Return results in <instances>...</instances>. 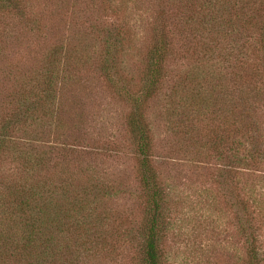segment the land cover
Returning a JSON list of instances; mask_svg holds the SVG:
<instances>
[{"label":"trees","instance_id":"16d2710c","mask_svg":"<svg viewBox=\"0 0 264 264\" xmlns=\"http://www.w3.org/2000/svg\"><path fill=\"white\" fill-rule=\"evenodd\" d=\"M91 1L99 3L101 15L90 26L102 35L104 46L95 71L130 102L126 125L137 157L143 219L138 226L112 216L104 204L118 190L89 170L87 152L77 153L64 142L56 146L45 137L57 129L58 137L69 139L56 99L77 69L69 62L78 61L70 48H58L13 84L0 111V264H103L124 254L134 264H164L169 203L153 163L144 107L162 89L169 90V103L181 109L174 113L176 124L195 139V156L203 157L207 147L202 141L210 142L211 155L222 165L219 182L232 181L235 225L245 238L243 263H262L264 193L242 179V169H254L264 160V129L257 116L264 104V0ZM39 2L0 0V27L35 32L46 11L37 13ZM131 13L151 17L138 94L121 72L120 58L131 42ZM177 59L180 69L170 78ZM211 108L219 124L202 133L199 123ZM80 161L81 168L70 166Z\"/></svg>","mask_w":264,"mask_h":264},{"label":"rangeland","instance_id":"374dc122","mask_svg":"<svg viewBox=\"0 0 264 264\" xmlns=\"http://www.w3.org/2000/svg\"><path fill=\"white\" fill-rule=\"evenodd\" d=\"M41 1L35 6L37 13L46 11L44 18L38 20L40 28H35V32L7 24L0 27V111L6 105L13 84L30 71L37 70L47 52L70 48L78 63L72 60L69 65L77 69L73 68L74 73H71L73 80L59 87L56 99L61 117L69 126L66 134L69 139L65 141L62 133L58 137L61 130L57 129L51 135L45 133V137L50 142L55 140L51 143L56 146L64 142L77 153L87 152L85 160L89 170L105 185L118 190L104 207L112 216L132 220L139 226L144 215V200L138 185L135 148L126 125L130 102L116 95L95 71L104 46L102 35L90 25L101 15L97 8L99 3L96 5L91 0ZM142 15L146 17L131 13L127 28L131 42L120 58L123 61L121 72L130 80L129 85L136 94L141 89L143 57L150 45L148 20L151 17L149 13ZM177 61L170 65V78L180 69ZM162 91L144 107L152 132L153 163L169 203L167 217L171 228L162 242L164 264H250L243 263L246 260L245 238L235 225L238 210L231 178L228 183L219 182L222 165L211 155L210 142L202 141L207 147L204 156H195V139L184 134L187 128L179 129L176 124L178 119L174 113L181 109L169 103L168 89ZM210 111L199 123L202 133L219 124L217 114L212 108ZM257 116L264 129V104L258 106ZM43 130L49 131L48 127ZM68 156L72 157L71 154ZM73 165L82 167L81 161L70 166ZM253 168L242 169V179L264 193V160ZM262 221L264 225V219ZM261 231L264 253V226ZM135 255L137 260V251ZM100 263L138 262L124 254ZM260 264H264V260Z\"/></svg>","mask_w":264,"mask_h":264}]
</instances>
